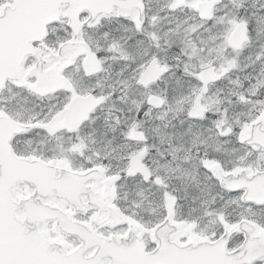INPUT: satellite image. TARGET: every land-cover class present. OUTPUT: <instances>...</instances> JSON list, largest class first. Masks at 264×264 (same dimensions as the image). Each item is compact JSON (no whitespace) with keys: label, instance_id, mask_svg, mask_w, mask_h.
I'll list each match as a JSON object with an SVG mask.
<instances>
[{"label":"snow or ice","instance_id":"1","mask_svg":"<svg viewBox=\"0 0 264 264\" xmlns=\"http://www.w3.org/2000/svg\"><path fill=\"white\" fill-rule=\"evenodd\" d=\"M0 264H264V0H0Z\"/></svg>","mask_w":264,"mask_h":264}]
</instances>
